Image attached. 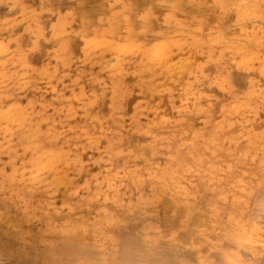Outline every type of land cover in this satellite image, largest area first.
I'll return each mask as SVG.
<instances>
[{"label": "rangeland", "instance_id": "374dc122", "mask_svg": "<svg viewBox=\"0 0 264 264\" xmlns=\"http://www.w3.org/2000/svg\"><path fill=\"white\" fill-rule=\"evenodd\" d=\"M263 19L0 0V264H264Z\"/></svg>", "mask_w": 264, "mask_h": 264}, {"label": "bare ground", "instance_id": "6f19581e", "mask_svg": "<svg viewBox=\"0 0 264 264\" xmlns=\"http://www.w3.org/2000/svg\"><path fill=\"white\" fill-rule=\"evenodd\" d=\"M230 3H231V2H230ZM169 4H170V3H169ZM241 5H242V4H241ZM249 7H250V6H249ZM108 8H109V7H108ZM207 8H208V7H207ZM244 8H245V7H244ZM238 9H240V8H238ZM241 9H242V8H241ZM125 10H126V9H125ZM248 10H249V9H248ZM222 11H223V10H222ZM242 11H243V10H242ZM46 13H47V12H46ZM249 13H250V12H249ZM217 14H218V13H217ZM115 18H116V17H115ZM238 19H239V18H238ZM253 19H254V18H253ZM258 19H259V18H258ZM263 20H264V19H263ZM169 21H170V20H169ZM255 23H256V22H255ZM101 24H102V23H101ZM148 26H149V25H148ZM179 26H181V25H179ZM239 28H240V27H239ZM141 29H142V28H141ZM147 29H148V28H147ZM242 29H243V28H242ZM145 30H146V29H145ZM142 31H143V29H142ZM8 32H9V31H8ZM218 32H219V31H218ZM132 33H133V32H132ZM98 35H99V34H98ZM263 36H264V35H263ZM49 37H50V35H49ZM52 37H53V36H52ZM89 37H90V36H89ZM258 37H259V36H258ZM260 37H261V36H260ZM174 38H177V37L174 36ZM51 39H52V38H51ZM170 39H171V38H170ZM235 39H236V38H235ZM239 39H240V38H239ZM261 39H262V38H261ZM101 40H103V39H101ZM93 41H94V40H93ZM163 41H164V40H163ZM168 41H169V40H168ZM212 41H213V40H212ZM218 41H219V40H218ZM96 42H97V41H96ZM96 42H95V43H96ZM123 42H125V41H123ZM170 42H171V41H170ZM174 42H175V41H174ZM228 42H229V41H228ZM230 42H231V41H230ZM164 43H166V42H164ZM219 43H220V42H219ZM242 43H243V42H242ZM92 44H93V43H92ZM168 44H169V43H168ZM168 44H166V45L168 46ZM229 44H230V43H229ZM237 44H238V43H237ZM106 45H107V44H106ZM157 45H158V44H157ZM175 45H176V44H175ZM223 45H224V44H223ZM226 45H227V44H226ZM240 45H241V44H240ZM92 46H93V45H92ZM151 46H152V44H151ZM164 46H165V45H164ZM164 46H162L161 49H164ZM228 46H229V45H228ZM241 46H242V45H241ZM86 47H87V46H86ZM86 47H85V48H86ZM88 47H89V46H88ZM168 47H169V46H168ZM154 48H155V47H154ZM96 49H97V47H96ZM119 49H120V48H119ZM127 49H128V48H127ZM242 49H243V48H242ZM242 49H241V50H242ZM122 50H123V49H122ZM122 50H121V51H122ZM124 50H125V48H124ZM149 50H151V48H150ZM156 51H157V49H156ZM163 51H164V50H163ZM119 52H120V51H119ZM150 52H151V51H150ZM165 52H166V51H165ZM146 53H149V51L146 52ZM153 53H154V51H153ZM155 53H156V52H155ZM159 53H161V52L159 51ZM159 53H158V54H159ZM150 54H152V53H150ZM161 54H162V53H161ZM144 55H145V53H144ZM159 55H160V54H159ZM6 56H7V55H6ZM147 56H148V60H150V59H151V58L149 59L150 56H149V55H147ZM147 56L145 55V57H147ZM152 56H153V54H152ZM160 56H161V55H160ZM160 56H159V57H160ZM155 58H156V55H155ZM146 59H147V58H146ZM153 59H154V58H153ZM239 61H241V60H239ZM156 62L158 63V61H156ZM241 63H242V62H241ZM99 64H100V63H99ZM246 64H247V63H246ZM44 65H45V64H44ZM92 67H93V66H92ZM10 82H11V80H10ZM14 82H15V81H14ZM263 82H264V81H263ZM7 83H8V82H7ZM5 85H6V84H5ZM184 85H185V84H184ZM3 86H4V85H2V87H3ZM110 107H111V106H110ZM11 109H12V108H11ZM19 111H20V110H19ZM8 113H9V112H8ZM13 113H14V112H13ZM26 114H27V113H26ZM8 116H9V115H8ZM4 117H5V116H4ZM0 118H1V116H0ZM19 118H21V117H19ZM6 119H7V118H6ZM6 119H5V120H6ZM9 119H10V118H9ZM15 119L17 120L16 117H15ZM24 120H25V119H24ZM13 121H14V119H13ZM13 123H14V122H13ZM0 124H1V123H0ZM10 125H11V124H10ZM35 125H36V124H35ZM46 129H47V128H46ZM47 130H48V129H47ZM26 131H27V130H26ZM55 134H56V133H55ZM46 138H47V137H46ZM26 141H27V140H26ZM165 159H166V158H165ZM43 160H44V158H43ZM52 161H53V160H52ZM57 161H58V160H57ZM51 163L53 164V162H51ZM54 164H55V163H54ZM77 167H78V166H77ZM47 168H48V167H47ZM47 168H46V169H47ZM49 169H51V168H49ZM47 170H48V169H47ZM57 177H61V178H62L61 175H60V176H57ZM55 179H56V176H55ZM3 180H4V179H3ZM51 180H52V182H54L53 179H51ZM57 180H58V179H57ZM59 180H60V178H59ZM1 183H2V182H1ZM49 183H50V182H49ZM49 183H48V184H49ZM157 192H158V191H157ZM263 196H264V195H263ZM156 199H158V198H156ZM156 199H155V200H156ZM172 200H173V199H172ZM255 201H256V200H255ZM175 209H176V208H175ZM202 220H203V219H202ZM196 222H197V221H196ZM90 242H91V241H90ZM125 242H126V241H125ZM125 244H126V243H125ZM19 245H20V244H19ZM88 245H89V244H88ZM9 246H10V243H9V242H3V243H0V252L2 253V251H4L5 249H8ZM83 246H84V245H83ZM85 246H87V245L85 244ZM132 246H133V245H132ZM64 247H65V246H64ZM64 247H63V249H64ZM69 247L73 249V247H71V246H69ZM13 248H14V247H13ZM22 248H24V245H23ZM51 248L54 249L55 247L53 248V246H52ZM65 248H66L65 250L68 249V247H65ZM87 248H88V247H87ZM183 248H184V247H183ZM11 249H12V248H11ZM30 249H31V248H30ZM49 249H50V248H49ZM52 249L50 250V252L53 251ZM56 249H57V248H56ZM59 249H61V248H59ZM75 249H76V248H75ZM127 249H128V248H127ZM127 249H126V251L129 252L130 250H127ZM24 250H25V249H24ZM26 250H27V249H26ZM43 250H44V249H42V251H43ZM46 250H48V249H46ZM46 250H44V251H46ZM57 250H58V249H57ZM65 250H64L63 252H65ZM124 250H125V249H124ZM133 250H134V247H133ZM35 251H36V250H35ZM67 251H68V250H67ZM80 251H81V250H80ZM122 251H123V249H122ZM122 251H120V252H122ZM50 252H49V250L46 251V253H48V254H50ZM55 252H57V251H55ZM68 252H72V251H68ZM76 252H77V253H75V254L72 252L73 255H70V256H72V257L74 258V257H75L74 255H76V254H77V255H81V254L84 255V253H86L87 251H86V252H84V251H83V252H78V251H76ZM99 252H100V251H99ZM123 252H124V251H123ZM130 252H131V251H130ZM130 252H129V253H130ZM1 253H0V254H1ZM28 253H29V252H28ZM38 253H39V252H38ZM78 253H80V254H78ZM125 253H126V252H125ZM18 254H19V253H18ZM26 254H27V253H26ZM26 254H25V255H26ZM39 254L42 255V253H39ZM48 254H47V256H46L47 258L45 257V258H46V261H47V259H48V257H49ZM51 254H53V253H51ZM51 254H50V255H51ZM58 254H60V253H58ZM62 254H63V253H62ZM120 254H121V253H120ZM122 254L124 255V253H122ZM14 255H15V254H14ZM23 255H24V253H23ZM34 255H36V254H34ZM125 255H126V254H125ZM130 255H133V252H132V254H130ZM28 256H29V255H28ZM36 256H37V255H36ZM43 256H44V255H43ZM58 256H60V255H58ZM62 256H63V255H62ZM68 256H69V255H68ZM85 256H86V255H85ZM126 256H127V255H126ZM126 256H125V257H126ZM4 257H6V254H5ZM17 257H18V256H17ZM24 257H25V256H24ZM38 257H39V256H38ZM38 257H36V258H38ZM56 257H57V254H55V256H53V258H56ZM60 257H61V256H60ZM60 257H59V259H63V258H64V256H63L62 258H60ZM76 257H77V256H76ZM78 257H80V256H78ZM157 257H158V256H157ZM31 258H32V257H31ZM33 258H34V257H33ZM50 258H51V257H50ZM50 258H49V259H50ZM81 258H82V257H81ZM81 258H80V259H81ZM126 258H127V257H126ZM34 259H35V258H34ZM38 259H40V258H38ZM59 259L57 260L58 262L60 261ZM64 259H66V258H64ZM128 259H129V257H128ZM103 260H104V259H103ZM125 260H126V259H125ZM132 260H133V259H132ZM132 260H131V262H133ZM160 260H161V259H160ZM14 261H15V260H14ZM41 261H42V260H41ZM46 261H45V262H46ZM50 261H51V260H50ZM52 261H53V260H52ZM57 261L54 260V264H56ZM121 261H122V260H121ZM129 261H130V260H129ZM28 262H29V261H27V260H24V261H20V260L18 261V260H16V261H15V263H18V264H25V263H28ZM34 262H35V261H34ZM45 262H44V263H45ZM47 262H48V261H47ZM60 262H61V261H60ZM64 262H65V260H64ZM69 262H70V261H69ZM113 262H114V261H113ZM49 263H50V262H49ZM103 263H104V262H103ZM217 263H218V262H217ZM11 264H12V263H11ZM32 264H34V263H32ZM35 264H36V262H35ZM58 264H59V263H58ZM64 264H65V263H64ZM75 264H76V262H75ZM215 264H216V263H215Z\"/></svg>", "mask_w": 264, "mask_h": 264}, {"label": "clouds", "instance_id": "9594fccd", "mask_svg": "<svg viewBox=\"0 0 264 264\" xmlns=\"http://www.w3.org/2000/svg\"><path fill=\"white\" fill-rule=\"evenodd\" d=\"M30 149L26 148L25 151H28ZM15 158V157H14ZM75 161H72L70 163H74ZM258 208L259 210L261 211V213H264V202H261L259 205H258ZM250 242V241H249Z\"/></svg>", "mask_w": 264, "mask_h": 264}]
</instances>
